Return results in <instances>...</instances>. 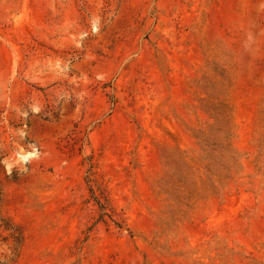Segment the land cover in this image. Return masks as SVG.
<instances>
[{
    "label": "rangeland",
    "instance_id": "obj_1",
    "mask_svg": "<svg viewBox=\"0 0 264 264\" xmlns=\"http://www.w3.org/2000/svg\"><path fill=\"white\" fill-rule=\"evenodd\" d=\"M0 264H264V0H0Z\"/></svg>",
    "mask_w": 264,
    "mask_h": 264
}]
</instances>
